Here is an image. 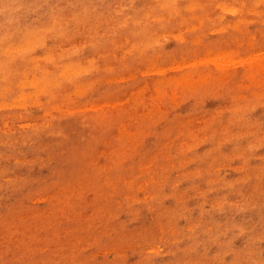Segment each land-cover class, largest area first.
<instances>
[{"label":"rangeland","instance_id":"obj_1","mask_svg":"<svg viewBox=\"0 0 264 264\" xmlns=\"http://www.w3.org/2000/svg\"><path fill=\"white\" fill-rule=\"evenodd\" d=\"M21 1L0 264H264V0Z\"/></svg>","mask_w":264,"mask_h":264},{"label":"bare ground","instance_id":"obj_2","mask_svg":"<svg viewBox=\"0 0 264 264\" xmlns=\"http://www.w3.org/2000/svg\"><path fill=\"white\" fill-rule=\"evenodd\" d=\"M8 1V0H7ZM20 2V3H19ZM18 3L19 5L18 6H15L13 7L11 4H7L6 3H0V18H4V16L6 15V13L9 11V10H14L16 13L17 11L16 10H21L22 8L28 6L31 4V2L28 3V5H26L23 1L21 0H18ZM37 39V37H35ZM35 42H38V40H36ZM0 51H1V48H0ZM9 77V76H8ZM1 80V79H0Z\"/></svg>","mask_w":264,"mask_h":264}]
</instances>
